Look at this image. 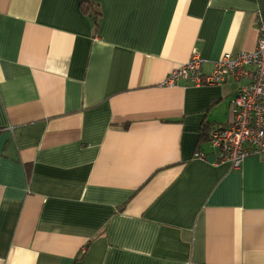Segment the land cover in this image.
I'll return each mask as SVG.
<instances>
[{"label":"crops","instance_id":"0c3cea01","mask_svg":"<svg viewBox=\"0 0 264 264\" xmlns=\"http://www.w3.org/2000/svg\"><path fill=\"white\" fill-rule=\"evenodd\" d=\"M260 17L264 0H0V264H264V153L234 169L208 139L241 82H167L253 52Z\"/></svg>","mask_w":264,"mask_h":264},{"label":"built area","instance_id":"2783aa9c","mask_svg":"<svg viewBox=\"0 0 264 264\" xmlns=\"http://www.w3.org/2000/svg\"><path fill=\"white\" fill-rule=\"evenodd\" d=\"M258 28L259 38L253 52L225 53L209 74L202 71L203 60L195 55L173 70L167 81L174 84L185 78L196 86L223 85L231 80L242 82L232 100L233 120L215 125L210 131L217 152L215 161L230 162L234 169H239L247 157L264 153V20L261 17Z\"/></svg>","mask_w":264,"mask_h":264},{"label":"trees","instance_id":"16d2710c","mask_svg":"<svg viewBox=\"0 0 264 264\" xmlns=\"http://www.w3.org/2000/svg\"><path fill=\"white\" fill-rule=\"evenodd\" d=\"M239 82H241V81H239ZM241 83H242V82H241ZM218 125H219V124H218ZM212 128H213V127H211V129H212ZM211 129H209V132H208V139H209V142H210L212 148L215 150L214 146L212 145V141H211V135H210V134H211V132H210ZM197 153H199L200 156H204V158H206V157H205V154H204L203 152L198 151V152H196V154H197ZM200 156H199V158H201ZM197 157H198V156H197ZM77 259H78V258H77Z\"/></svg>","mask_w":264,"mask_h":264}]
</instances>
